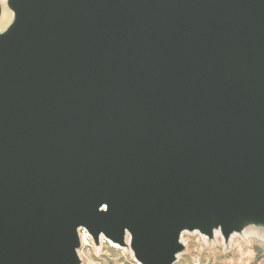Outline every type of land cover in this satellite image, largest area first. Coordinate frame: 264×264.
<instances>
[{
    "label": "water",
    "instance_id": "95a60500",
    "mask_svg": "<svg viewBox=\"0 0 264 264\" xmlns=\"http://www.w3.org/2000/svg\"><path fill=\"white\" fill-rule=\"evenodd\" d=\"M0 264H81L79 226L172 264L183 228L264 220V0H12Z\"/></svg>",
    "mask_w": 264,
    "mask_h": 264
},
{
    "label": "rangeland",
    "instance_id": "374dc122",
    "mask_svg": "<svg viewBox=\"0 0 264 264\" xmlns=\"http://www.w3.org/2000/svg\"><path fill=\"white\" fill-rule=\"evenodd\" d=\"M235 232L223 236L198 229L181 234L180 255L174 264H264V220L245 214ZM81 264H142L130 247L111 245L104 237L79 247Z\"/></svg>",
    "mask_w": 264,
    "mask_h": 264
},
{
    "label": "bare ground",
    "instance_id": "6f19581e",
    "mask_svg": "<svg viewBox=\"0 0 264 264\" xmlns=\"http://www.w3.org/2000/svg\"><path fill=\"white\" fill-rule=\"evenodd\" d=\"M17 23V13L16 10L13 6L12 0H0V34L4 35V36H9L12 35L14 32V26ZM209 227H210V231L213 234H221L223 235V229L221 227V225L215 221L213 214L210 213L209 214ZM188 228H183L178 236L177 242L180 243L181 241V234L186 231ZM197 229V228H195ZM235 231H232L230 234L234 233ZM89 236L91 238H93V235L91 233H89ZM100 237H104L106 239V242L110 243L111 245H120L117 241L113 240L111 237H107L105 236L103 233H99ZM129 236V233L126 232L125 236H124V241L125 238H127ZM133 251V250H132ZM180 255V249H178L175 253H174V257L175 260L174 262L177 260V258ZM174 262L172 264H174Z\"/></svg>",
    "mask_w": 264,
    "mask_h": 264
},
{
    "label": "built area",
    "instance_id": "2783aa9c",
    "mask_svg": "<svg viewBox=\"0 0 264 264\" xmlns=\"http://www.w3.org/2000/svg\"><path fill=\"white\" fill-rule=\"evenodd\" d=\"M77 234H78V237H79L80 246L83 243H87L88 244V241L91 239V237L89 236V232H88V230L85 227L79 226L77 228ZM76 253H77L78 257L80 258L81 256H80L79 248L76 249Z\"/></svg>",
    "mask_w": 264,
    "mask_h": 264
}]
</instances>
